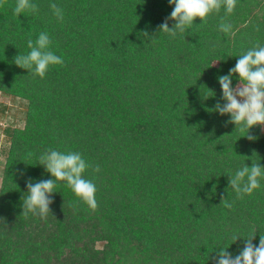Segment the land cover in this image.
<instances>
[{
	"label": "trees",
	"instance_id": "16d2710c",
	"mask_svg": "<svg viewBox=\"0 0 264 264\" xmlns=\"http://www.w3.org/2000/svg\"><path fill=\"white\" fill-rule=\"evenodd\" d=\"M16 2L0 6V91L25 98L27 113L23 128L4 129L0 264H212L219 248L239 254L243 238L255 235L258 246L264 179L240 199L228 176L264 167V129L252 127L249 141L247 129L225 125L230 115L212 111L224 103L218 77L264 46L253 0L197 18L175 38L158 31L169 0H31L38 11L19 17ZM222 20L230 33L219 31ZM41 32L63 59L43 78L14 63ZM48 149L90 165L83 176L96 186L95 211L57 181L46 218L22 214L26 181L52 179L39 165Z\"/></svg>",
	"mask_w": 264,
	"mask_h": 264
},
{
	"label": "clouds",
	"instance_id": "9594fccd",
	"mask_svg": "<svg viewBox=\"0 0 264 264\" xmlns=\"http://www.w3.org/2000/svg\"><path fill=\"white\" fill-rule=\"evenodd\" d=\"M169 3L174 5L173 11L158 26V31L175 38L178 32L184 33L192 28L197 18L201 23H207L208 17L219 13L222 7L226 14H232L237 0H169ZM2 4L3 0H0V6ZM50 8L56 18L62 21L63 10L55 3L50 4ZM37 11V5L31 0H17L14 8V13L18 17L25 12ZM169 20L175 21L171 27H169ZM231 30L232 25L222 20L219 31L228 34ZM144 35L149 37L147 32ZM50 45L51 40L48 34L41 32L35 42L31 39L27 41L30 52L26 55L18 54L15 57V65L27 71L31 70L35 75L43 78L51 66L63 64V59L50 50ZM236 74H238L239 83L234 87L232 79ZM218 82L222 89L221 99L224 103L221 104L218 101L212 111L218 112L221 116L230 115L225 125L235 124V130L239 126L242 132L247 129L245 137L249 141L256 140L257 137L250 135L249 130L254 126L264 128V46L257 43L240 55L229 73L218 77ZM39 160V165L51 174L52 179L33 181L29 178L26 181L28 195L23 200L22 214L31 213L42 219L46 218L48 213H51L50 205L53 203V194L56 193L57 181H66L67 186L83 203L93 211L97 209L96 186L83 176L90 165L80 153H63L48 149L40 155ZM95 171H100L99 166L95 168ZM19 174L23 176L24 172L20 171ZM228 178L229 187L236 192L238 198L242 199L245 194L251 195L260 188V179H264V167L254 162L251 167L245 164ZM226 206L231 207V205ZM254 238L255 235L243 238V249L237 255L230 253L228 248H219L216 255L210 258L212 264H264V235H260L258 246L254 245ZM232 239L236 242L241 238L233 235Z\"/></svg>",
	"mask_w": 264,
	"mask_h": 264
},
{
	"label": "rangeland",
	"instance_id": "374dc122",
	"mask_svg": "<svg viewBox=\"0 0 264 264\" xmlns=\"http://www.w3.org/2000/svg\"><path fill=\"white\" fill-rule=\"evenodd\" d=\"M253 20H258L264 13V0H253L250 5ZM237 82L234 87L238 84ZM27 113V100L20 96L5 94L0 91V185L6 163V155L10 144L9 137L4 133L6 127L23 128ZM264 129V128H263ZM98 242L97 246H101Z\"/></svg>",
	"mask_w": 264,
	"mask_h": 264
}]
</instances>
